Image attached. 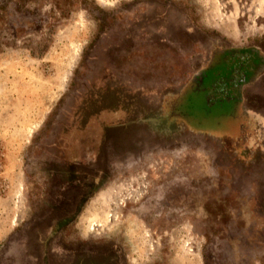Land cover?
<instances>
[{
    "label": "rangeland",
    "instance_id": "obj_1",
    "mask_svg": "<svg viewBox=\"0 0 264 264\" xmlns=\"http://www.w3.org/2000/svg\"><path fill=\"white\" fill-rule=\"evenodd\" d=\"M110 69L143 109L94 135L88 189ZM113 246L122 264H264V0H0V264Z\"/></svg>",
    "mask_w": 264,
    "mask_h": 264
},
{
    "label": "trees",
    "instance_id": "obj_2",
    "mask_svg": "<svg viewBox=\"0 0 264 264\" xmlns=\"http://www.w3.org/2000/svg\"><path fill=\"white\" fill-rule=\"evenodd\" d=\"M105 77H106V80L104 78L103 80L104 82L106 83L107 81L111 82V87L108 86V83L106 84L107 85L106 91L118 92V94L107 95L105 98V100L106 99L108 100V104L110 105L113 104L114 108L110 109L109 107H106V106L103 108L99 107L95 111L93 110V112L90 114V118L88 119V121L90 122V126H91V129L89 131L90 135H88L90 136V139L88 138L86 149H81V151L84 152V154L81 153V156L84 157V159L86 158L87 171L80 170L82 173H86V176L88 177L86 178L85 181L82 182L81 187L85 186L84 188H88V189L94 186V183H95L94 172H95V169H98L101 167L99 164L100 160L102 158L105 159V155H103L102 152H100V147H101L100 143L102 142V137L104 140V136L106 135V133L107 135L108 134L110 135V133L112 132L110 131L111 126H117L118 130L122 131L123 130L122 127H126L129 125H135L134 124L135 121H133L131 118L134 114H136L137 107H140L141 109H143L142 104L140 103L142 106L141 107L140 104L138 103V100H140V97L142 96L140 94L135 95V96L133 95L134 96L133 98L132 96L129 95L130 97H128V101L131 104L129 103L130 105L126 106V108L123 109L122 103L120 102V100L127 98V92H126L127 83L124 80H122V78L112 73L111 69L108 70V72H105ZM116 82L119 83V86L115 84ZM228 82H230V85L234 84L233 82H231V80ZM219 85L220 84H217V87ZM217 87L211 86L210 88L212 89L216 88L217 91H222L221 89H218ZM218 101H221V100L217 99L216 102ZM122 102H124V100H122ZM101 113L103 115L102 120L98 121ZM127 116H128V119L124 121V119ZM112 119L117 120V122H114V120L112 121ZM123 121L125 123H123ZM98 125H103L104 130L99 128ZM137 126L138 125H136V127ZM115 131H117V128H115L114 132ZM100 132L102 135L101 138H99ZM132 133H135V132H132ZM95 134L99 135L98 137V140L100 139L99 144L98 142L95 144L96 142V138L94 136ZM111 139L113 138H111L110 136V140ZM78 157L80 158L79 155ZM67 183L69 184L73 182L70 180ZM51 247L53 248V245H51ZM116 248H117L116 246H113V247H109L106 249L104 248L102 250H94V251H86V252L71 250L68 252V254H71V256L69 257H68V254H64V255L49 254L48 256H44L42 252H36L32 250L33 251L32 256L35 258L36 264H122V260L119 257L118 249ZM60 251L64 253L62 249H60ZM41 255L43 259L41 258Z\"/></svg>",
    "mask_w": 264,
    "mask_h": 264
},
{
    "label": "flooded vegetation",
    "instance_id": "obj_3",
    "mask_svg": "<svg viewBox=\"0 0 264 264\" xmlns=\"http://www.w3.org/2000/svg\"><path fill=\"white\" fill-rule=\"evenodd\" d=\"M234 59V58H233ZM256 62V50L255 49H247L245 51H241L238 53L237 61L234 63V70L236 73H239V78L237 82L241 83L245 80V75L247 72L250 71L251 65L255 64Z\"/></svg>",
    "mask_w": 264,
    "mask_h": 264
},
{
    "label": "crops",
    "instance_id": "obj_4",
    "mask_svg": "<svg viewBox=\"0 0 264 264\" xmlns=\"http://www.w3.org/2000/svg\"><path fill=\"white\" fill-rule=\"evenodd\" d=\"M137 49V48H136Z\"/></svg>",
    "mask_w": 264,
    "mask_h": 264
}]
</instances>
